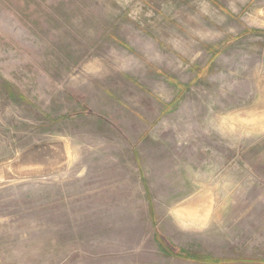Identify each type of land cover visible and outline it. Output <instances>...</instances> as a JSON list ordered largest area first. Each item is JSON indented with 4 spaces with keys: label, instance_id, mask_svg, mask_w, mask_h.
<instances>
[{
    "label": "rangeland",
    "instance_id": "obj_1",
    "mask_svg": "<svg viewBox=\"0 0 264 264\" xmlns=\"http://www.w3.org/2000/svg\"><path fill=\"white\" fill-rule=\"evenodd\" d=\"M193 256L264 264V0H0V264Z\"/></svg>",
    "mask_w": 264,
    "mask_h": 264
},
{
    "label": "trees",
    "instance_id": "obj_2",
    "mask_svg": "<svg viewBox=\"0 0 264 264\" xmlns=\"http://www.w3.org/2000/svg\"><path fill=\"white\" fill-rule=\"evenodd\" d=\"M182 258H185V256H183ZM191 258L193 261H199V262H203V263H215L218 264L219 261L212 259L211 257H200V256H193V257H189Z\"/></svg>",
    "mask_w": 264,
    "mask_h": 264
}]
</instances>
